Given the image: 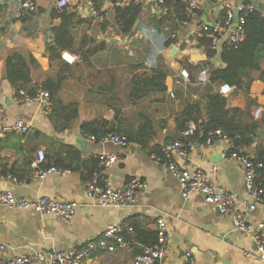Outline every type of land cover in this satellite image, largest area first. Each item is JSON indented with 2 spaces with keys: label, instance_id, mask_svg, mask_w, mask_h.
<instances>
[{
  "label": "crops",
  "instance_id": "1",
  "mask_svg": "<svg viewBox=\"0 0 264 264\" xmlns=\"http://www.w3.org/2000/svg\"><path fill=\"white\" fill-rule=\"evenodd\" d=\"M198 1L203 5L202 12L190 15V21L183 23L173 37L177 38V44L166 49L162 48L163 34L153 27L154 21L161 19L155 0L139 3L142 13L130 34L122 33L117 26V8L109 3L97 0L92 8L84 0L73 1L66 12L76 14L82 23L73 26L75 45L63 55L70 58L86 55L87 62L80 59L73 64L61 89L59 97L63 103L78 104V117L70 129L58 132L37 103H17L13 87L4 79V70L7 56L20 51L32 55L38 62V68L32 72L35 84L54 78L57 65L52 66L47 46L54 41L53 30L62 24L59 16L62 12L56 0H31L38 12L16 20L10 1L0 0L3 10L0 17V104L6 109V124L22 120L31 127L26 136L10 134L0 139V172L8 168L17 174H3L11 175L12 179L5 176L0 179V193L10 192L19 200L34 202L47 198L76 206L75 215L66 221L53 214L10 209L0 204V264L15 256L39 251L65 252L87 242H97L112 224L124 227L126 246L118 247L115 252L98 250L85 264H133L134 257L147 247L136 240L135 232L130 234L127 229L136 225L142 230L157 232L159 219L166 221L168 232L167 253L162 264H189L190 261L194 264H264L248 256L258 253L253 236L235 230L232 218L221 215L202 194H193L185 200L177 179L165 164L150 154L154 148L169 150L180 138L181 115L189 105L203 110L219 92V82L206 85L198 82L201 66L205 64L209 70H214L224 68L225 64L220 57L221 50L208 59L204 49L198 47L196 29L202 24L218 22L226 5L248 2L264 14V0ZM155 66L167 71L166 90L139 99L133 97L134 77L150 73ZM182 70L189 71L190 82L181 78ZM225 98L228 108L251 112L256 120L264 117V83L257 78L251 84L249 99L236 90ZM250 102L256 105L249 106ZM257 109L262 110L259 118L255 117ZM94 121H106L102 131L110 129L113 134L96 139L86 133L82 125ZM145 122L151 123L153 130L147 149L130 142L129 148L123 149L105 141L113 135L143 139L146 135H139V131ZM51 141L76 148L85 162L81 170L65 175L54 173L44 180L38 179L35 173L29 175L27 164L37 158V151L52 152ZM259 144L264 146V125L255 145L247 152L252 156ZM190 145L189 157L180 162L181 165L204 171L214 186L236 196L237 210H244L249 201L244 170L239 162L226 156L224 140L218 139L207 146L196 139ZM104 154L116 157V162L100 173L104 183L123 189L130 180L141 182L138 201L132 207L103 208L89 198L85 187L89 172L94 158ZM247 214L250 221L264 224L263 205ZM1 246L7 247L6 254Z\"/></svg>",
  "mask_w": 264,
  "mask_h": 264
},
{
  "label": "built area",
  "instance_id": "2",
  "mask_svg": "<svg viewBox=\"0 0 264 264\" xmlns=\"http://www.w3.org/2000/svg\"><path fill=\"white\" fill-rule=\"evenodd\" d=\"M13 6L12 15L16 20H21L28 13L38 12L37 6L31 1L24 0H9ZM73 1L82 0H56L57 8L62 11L66 10ZM92 8L97 0H84ZM109 3L114 8H125L131 4H139L143 0H101ZM165 0H155V6L158 9L159 17H165L169 13V8L165 6ZM203 10V5L198 0H193L189 4V16L195 12ZM257 10L254 4L240 3L236 6L226 5L224 7L223 17L216 22L215 27L209 24H202L196 29V36L200 37L207 34L211 39V48L215 51H220L224 44L229 46H238L245 40V24L246 14L253 13ZM3 15L2 6L0 4V17ZM188 22H185L187 24ZM63 59L70 65L76 63L81 58H70L66 54ZM181 78L190 82V73L187 70L181 71ZM198 82L202 85L211 82V73L209 68H203L200 71ZM180 83V81H178ZM235 92V88L224 84L219 88V94L229 96ZM19 104L22 103H37L43 114L49 115L52 109V102L49 94L43 90H39L36 96L29 97L25 92H20L16 97ZM262 114L261 109L255 111V117L259 118ZM6 109L0 104V138L13 134L18 136H26L30 133L31 127L26 122L19 120L17 122L6 124ZM205 119L200 118L197 121H190L186 128L180 133V138L189 139L196 134L204 135ZM95 140L94 137H91ZM222 139L227 145L226 156L241 164L244 170V181L248 193L249 201L244 210L236 209V196L218 186H214L208 179L206 173L202 170H190L181 165L180 162L186 161L189 157L191 145L184 144L180 139L174 141L169 150H165V161L156 157V160L165 164L168 172L174 176L180 186L181 195L185 200H188L193 194H202L207 203L213 205L223 216L232 218L235 230L253 236L258 248V253L252 257L254 262H264V224L250 221L248 217L249 211H254L259 205L264 206V189L257 185L259 171L263 169V164L257 163L252 158L243 155L241 152L229 153L233 147V143L228 138L222 136L221 131L212 132L206 141L207 146L213 145L216 140ZM106 142L112 143L123 149H128L130 143L126 137L108 136ZM46 161V151L40 150L37 153V158L33 161L31 168L35 170L36 177L44 180L51 174L65 175L69 171L57 168L48 170H40L39 166ZM100 167L104 170L111 167L116 162L115 156L102 155L99 157ZM215 170V169H214ZM0 172V179L4 178ZM12 179L11 175H7ZM100 174H95L93 180L86 183V191L89 198L98 206L103 208H129L132 207L139 198V190L142 186L137 179L130 180L123 189H117L110 182L100 183ZM0 204L10 208L19 210H34L41 214H53L62 220H71L76 213V206L73 203L54 202L50 199L43 198L38 201L19 200L10 192L0 193ZM127 231L130 234L134 233L132 227ZM158 242L153 247L144 248L140 254L134 257L133 264H162L166 258L168 235L167 224L164 219H159L157 222ZM124 227L122 224H112L104 230L101 238L97 242H87L82 247L74 248L70 251L60 252H33L30 255L15 256L6 259L4 264H85L94 252L108 251L115 252L118 247L126 246ZM1 251L7 253V247L1 246ZM190 257V255H188ZM189 264H194L190 261Z\"/></svg>",
  "mask_w": 264,
  "mask_h": 264
},
{
  "label": "trees",
  "instance_id": "3",
  "mask_svg": "<svg viewBox=\"0 0 264 264\" xmlns=\"http://www.w3.org/2000/svg\"><path fill=\"white\" fill-rule=\"evenodd\" d=\"M191 1L193 0H165V6L169 8L168 15L162 17L160 20H155L153 23L156 31H161L164 36L163 49L177 44V38L173 37L177 34V30L181 28L183 23L190 21L191 17L189 16L188 8ZM245 4H248V2H245ZM66 11H61L62 14L59 16L62 19V24L53 30L54 41L47 46L52 66L53 64L57 65V74L54 78L48 79L41 85L35 84L32 79V72L38 68V62L32 55L20 51L12 52L7 56L4 70V79L11 84L16 96H19L22 91L29 97L36 96L39 90H43L49 94L52 102L49 118L58 132L70 129L74 120L78 117V104H65L59 97L65 81L73 70V65L65 62L62 55L64 52H69L73 49L75 39L72 35V28L77 23H82L76 14H70ZM141 13L142 6L140 4H131L128 7L116 9V24L121 28L122 33L130 34L132 32ZM245 17V40L238 46L224 44L220 51V57L225 67L210 70V73L211 82H219L220 86L224 84L230 85L236 91L245 94L249 99L250 87L255 79L257 78L264 83V69L262 68V63L264 62V14L256 10L253 13H247ZM171 23L174 25H170ZM196 41L198 47L204 49L206 52L208 59L214 58L217 55V52L211 48V39L208 38L207 34L197 37ZM80 58L83 63L87 62L86 55L85 57L81 55ZM140 67L139 65L137 68L139 69ZM202 68H207V65L204 64L203 67L201 66ZM255 72L259 73L256 77L253 75ZM166 77L167 71L157 66L153 67L150 73L135 76L132 81L133 97L139 99L155 92H164L166 90ZM253 105L256 104L250 102L249 106ZM181 118L183 120L180 127L181 132L185 130L188 122L197 121L200 118L205 119L203 136L198 133L189 139L179 138L187 146L191 144V141L196 139L205 144L210 133L221 131L222 136L228 138L233 143V147L229 150V153L241 152L243 155L252 158L264 166L263 144H259L255 148V154L252 156L247 152L256 143L258 132L264 125V117L256 120L251 112L228 108L226 98L218 92V94L210 98L205 109L202 110L197 105H189L181 115ZM106 125V121H94L84 123L82 128L86 133L95 136L96 139H101L109 134H113L110 129L106 132L102 131V128ZM151 128V123L145 122L139 131V135H146L143 139L137 136H126V138L130 143H136L143 149H147L148 142L153 136ZM37 134L40 135L39 132ZM50 143L53 151H46V161L39 166L40 170L51 168L69 172L81 170L85 162L82 160L81 153L76 148L55 141H51ZM150 154H154L157 158L165 161L164 151L160 148H154ZM33 161L30 160L26 167L29 175H34L35 173V170L31 169ZM2 171V174L5 175L10 173L14 176L17 175L13 169L3 168ZM101 171L99 158H94L93 168L89 172V181L93 180L95 174H100ZM102 180H100L101 184L103 183ZM257 185L264 189V167L259 171ZM131 227L136 234V240L146 245V247H153L157 244V232L145 231L136 225H132Z\"/></svg>",
  "mask_w": 264,
  "mask_h": 264
},
{
  "label": "water",
  "instance_id": "4",
  "mask_svg": "<svg viewBox=\"0 0 264 264\" xmlns=\"http://www.w3.org/2000/svg\"><path fill=\"white\" fill-rule=\"evenodd\" d=\"M209 8H206V12H209ZM258 11L259 12H261V10L260 9H258ZM218 13H220V9L218 10ZM206 24H208V23H206ZM209 25H211L212 27H215V25H216V22H212L211 24H209Z\"/></svg>",
  "mask_w": 264,
  "mask_h": 264
}]
</instances>
